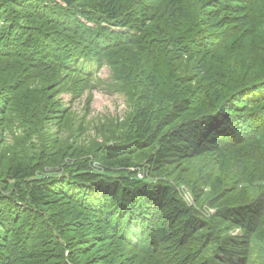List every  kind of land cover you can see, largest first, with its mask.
Listing matches in <instances>:
<instances>
[{"label": "trees", "instance_id": "obj_1", "mask_svg": "<svg viewBox=\"0 0 264 264\" xmlns=\"http://www.w3.org/2000/svg\"><path fill=\"white\" fill-rule=\"evenodd\" d=\"M0 264H264V0H0Z\"/></svg>", "mask_w": 264, "mask_h": 264}, {"label": "rangeland", "instance_id": "obj_2", "mask_svg": "<svg viewBox=\"0 0 264 264\" xmlns=\"http://www.w3.org/2000/svg\"><path fill=\"white\" fill-rule=\"evenodd\" d=\"M111 80V72L108 66H105L94 78L93 80V89L86 91L81 98L70 104V95L67 93H63L60 95L63 103H65L66 107H70V111L79 115L81 118L85 116L86 120L91 121L93 125L96 123L103 124L104 126L107 122H111L112 124H108L111 127L117 123H123L125 121V115L128 111V105L126 103V99L123 94L115 91L111 87H109ZM90 94L91 100H86V96ZM89 104V105H88ZM88 105V106H87ZM90 129V128H89ZM90 136L86 137L84 141H90L92 138L97 137L96 133L90 132ZM101 141V138L99 139ZM89 143V142H88ZM87 143V144H88ZM133 171V169H132ZM179 191L183 196V199L189 206L194 205V200L192 194L185 187H180ZM187 191V194L192 198L193 203L190 205L184 197V192ZM201 213L205 217H209L211 214H214V210L207 209L204 207L201 210ZM237 231L234 232V235Z\"/></svg>", "mask_w": 264, "mask_h": 264}, {"label": "built area", "instance_id": "obj_3", "mask_svg": "<svg viewBox=\"0 0 264 264\" xmlns=\"http://www.w3.org/2000/svg\"><path fill=\"white\" fill-rule=\"evenodd\" d=\"M139 177L141 178L142 176L139 174ZM184 197H185L186 201H187L188 203H190V205H192L193 200H192V198L187 194V191L184 192Z\"/></svg>", "mask_w": 264, "mask_h": 264}]
</instances>
